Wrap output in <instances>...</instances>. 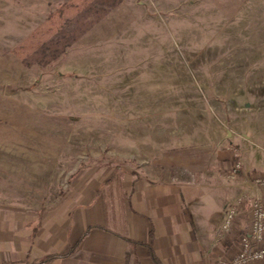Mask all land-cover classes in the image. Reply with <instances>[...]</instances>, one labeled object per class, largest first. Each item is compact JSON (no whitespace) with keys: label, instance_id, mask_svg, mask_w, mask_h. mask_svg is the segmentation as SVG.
<instances>
[{"label":"rangeland","instance_id":"374dc122","mask_svg":"<svg viewBox=\"0 0 264 264\" xmlns=\"http://www.w3.org/2000/svg\"><path fill=\"white\" fill-rule=\"evenodd\" d=\"M75 1L0 0V205L54 208L116 168L218 175L230 205L264 175V0L96 3L61 61L25 67L13 50Z\"/></svg>","mask_w":264,"mask_h":264},{"label":"crops","instance_id":"0c3cea01","mask_svg":"<svg viewBox=\"0 0 264 264\" xmlns=\"http://www.w3.org/2000/svg\"><path fill=\"white\" fill-rule=\"evenodd\" d=\"M223 182L207 174L176 179L120 168L110 174L89 170L75 178L68 196L54 208L0 205V264L229 260L220 228L230 194L241 190Z\"/></svg>","mask_w":264,"mask_h":264},{"label":"built area","instance_id":"2783aa9c","mask_svg":"<svg viewBox=\"0 0 264 264\" xmlns=\"http://www.w3.org/2000/svg\"><path fill=\"white\" fill-rule=\"evenodd\" d=\"M242 167L238 162L229 178L236 179ZM245 176V189L228 206L220 228V237L229 247V260L221 258L217 264H264V175L248 176L245 172Z\"/></svg>","mask_w":264,"mask_h":264},{"label":"trees","instance_id":"16d2710c","mask_svg":"<svg viewBox=\"0 0 264 264\" xmlns=\"http://www.w3.org/2000/svg\"><path fill=\"white\" fill-rule=\"evenodd\" d=\"M119 2L120 0H77L74 3L64 4L48 18L46 25L38 28L17 46L13 54L27 68L53 66L67 55L71 37L74 40L78 39L84 31L98 21L91 18L92 15L98 17L101 15L99 10L96 11L94 4L109 6ZM71 26L73 30L67 32V28ZM47 262L48 260H45L42 263Z\"/></svg>","mask_w":264,"mask_h":264}]
</instances>
